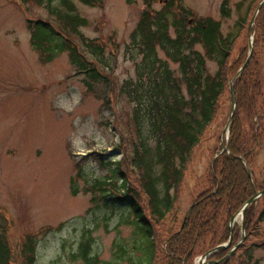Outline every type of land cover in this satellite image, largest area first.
<instances>
[{"label":"rangeland","instance_id":"1","mask_svg":"<svg viewBox=\"0 0 264 264\" xmlns=\"http://www.w3.org/2000/svg\"><path fill=\"white\" fill-rule=\"evenodd\" d=\"M224 1L182 0L197 18L221 21L223 34L227 35L235 30L236 22L247 13L248 2L253 0H248L240 10L237 5L244 0H227L231 16L222 19ZM75 3L78 13L88 21V26L81 30L83 36L107 48L109 69L103 68V72L109 86L99 84L93 91L87 90L84 77L77 75L67 54L45 64L32 48L27 22L47 19L43 9L33 4L23 6L17 0H0V212L9 226V240L16 255L24 237L36 238L37 264H82L75 255L84 235L92 238L93 255L102 264H128V258L117 259L115 244L127 245L129 251L133 250L135 231L127 224L132 218L127 210L118 207L92 205L93 194L97 193L90 192L89 186L92 180L107 175L108 169L102 164L121 161L132 188L139 191L138 173L129 165V152L122 143L131 138L133 105L120 89L135 77L129 52L130 37L144 5L142 0H134L132 4L126 0H103L96 8ZM161 6L158 3L155 8ZM251 21L237 42L235 59L250 47ZM256 22L257 18L252 27V43L254 46L257 36L259 44L255 52L259 64L256 68L261 73L260 92L264 98V25L258 30ZM208 68L211 74L217 70L211 62ZM256 68L247 75L251 84ZM233 80L229 89L236 100L235 89L231 87ZM256 106L258 111H264L262 98ZM236 111L237 103L234 116ZM230 116L231 94L227 92L216 120L192 155L184 183L177 192L175 210L157 228L161 240L179 231L197 197L210 190V169L216 154L223 151L220 149L226 142ZM241 120L247 141L254 143L257 129L252 126L254 119L242 113ZM259 135L261 141L254 147L250 162L247 159L257 192L264 189V123ZM81 170L85 173L77 179ZM73 184L78 189L77 196L72 195ZM211 188L213 194L214 184ZM141 204L149 215L143 197ZM256 204L255 225L251 230L245 229L241 210L234 215V228L239 231L234 235L233 229L227 249L231 251L240 244L234 264L242 262V246L254 247L252 260L264 264L261 245L264 223H258L264 200ZM132 257L138 258L136 254ZM192 264H198V257Z\"/></svg>","mask_w":264,"mask_h":264},{"label":"trees","instance_id":"2","mask_svg":"<svg viewBox=\"0 0 264 264\" xmlns=\"http://www.w3.org/2000/svg\"><path fill=\"white\" fill-rule=\"evenodd\" d=\"M17 1L23 6L33 4L47 14L45 20L27 22L30 44L42 63H52L67 54L77 75L84 77L87 90L93 91L99 84L109 86L105 72L109 69L107 48L83 36L81 30L88 26V21L78 13L75 3L96 8L103 0ZM126 1L134 3V0ZM261 1L264 0L239 3L240 10L248 2L247 13L236 22L234 31L224 35L221 21L197 18L182 0H142L144 10L129 46L135 77L120 89L133 105L131 138L122 143L129 152V165L138 173L139 191L132 188L121 161L102 164L108 169L107 175L92 180L89 186L90 192L97 193L93 194L92 205L118 207L127 210L132 218L127 224L135 231L134 248L129 251L127 245L115 244L119 261L128 258V264H192L199 255L230 240L231 219L255 195V182L249 178L247 168L251 169V164L247 159L250 162L254 147L261 141L259 131L263 130L264 123V111H258L256 106L261 98L264 104L260 92L261 73L256 68L259 64L255 52L259 44L257 36L252 60L233 85L237 111L230 128L228 150L216 154L210 169V190L197 197L177 233L161 240L157 232L175 210L177 192L184 183L192 155L216 120L225 94H231L230 81L248 57V48L236 59L234 53ZM158 3L162 5L160 9L155 8ZM221 16L222 19L231 16L227 0L222 5ZM263 25L264 6L256 27L260 30ZM210 62L217 66L214 74L208 68ZM254 68L256 75L251 84L247 75ZM242 113L254 119L252 126L257 127L254 143L248 142L246 133L241 130ZM123 160L126 161V155ZM84 173L81 170L77 179ZM74 186L72 195L77 196L78 189ZM142 197L149 215L141 204ZM261 199L264 200V196ZM256 206L252 205L246 212L247 231L255 225ZM258 223H264V207ZM238 231L234 228V235ZM261 245L264 247V243ZM93 246L92 238L84 235L76 260L82 264H102L93 255ZM253 248L241 247L244 250L241 264H260L252 260ZM37 249L38 241L28 235L16 255L9 240V226L0 212V264H37ZM229 252L219 250L208 264L223 260ZM135 254L136 259L132 257ZM234 258L236 253L221 264H234Z\"/></svg>","mask_w":264,"mask_h":264},{"label":"water","instance_id":"3","mask_svg":"<svg viewBox=\"0 0 264 264\" xmlns=\"http://www.w3.org/2000/svg\"><path fill=\"white\" fill-rule=\"evenodd\" d=\"M263 6H264V1L261 2V3L259 4L258 9H257V12H256L254 18H253L252 21H251L250 28H249V38H250V47H249L250 51H249V56H248L246 62L244 63V65L242 66V68H241V69L239 70V72L237 73V75H236V77L234 78L233 82H234L237 78H239V77L241 76V74L244 72V70L247 68V66L249 65V63H250V61H251L252 54H253L252 27H253V25H254V23H255V20H256L257 16L259 15L260 11L262 10ZM231 101H232V102H231V116H230V119H229V122H228V124H227V128H226L227 133H229L230 125H231V123H232L233 116H234L235 109H236V102H235V98H234V93H233V91H231ZM226 149H227V146L224 147V150H226ZM263 195H264V190H263L262 192L256 193L255 196H254L252 199H250V200L246 203V205L244 206V208H243L242 211H241V216H242L243 219H244V216H245V213H246L247 209H248L251 205H253L254 203H256V202L260 199V197L263 196ZM235 219H236V217H233L232 220H231V225H230V227H231V233L233 232V226H234L235 223H236V222H235ZM243 229H244V228H243ZM231 242H232V237H231V239H230V242H229L227 245H222V246L217 247L215 250L209 252L207 255H204V256L200 257L199 260H198V262H202V264H207V259H208L210 256H212L214 253L218 252L219 250L224 249V248L230 246ZM239 247H240V244L237 245L235 248H233V250L229 253V255H228L223 261H221V262H216L215 264H220V263H223V262L229 260V259L233 256L234 252H235Z\"/></svg>","mask_w":264,"mask_h":264}]
</instances>
